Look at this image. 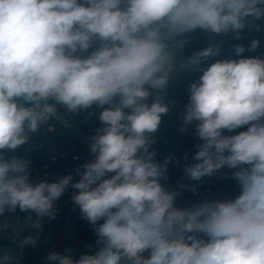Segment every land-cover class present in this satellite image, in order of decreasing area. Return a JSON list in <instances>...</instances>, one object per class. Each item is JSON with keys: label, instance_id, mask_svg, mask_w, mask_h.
Instances as JSON below:
<instances>
[{"label": "clouds", "instance_id": "obj_1", "mask_svg": "<svg viewBox=\"0 0 264 264\" xmlns=\"http://www.w3.org/2000/svg\"><path fill=\"white\" fill-rule=\"evenodd\" d=\"M261 18L264 0H0V216L35 213L24 223L38 232L71 186L100 247L78 260L71 249L52 252V264H264V57L211 64L190 85L182 115L181 131L196 122L201 141L185 176L200 181L226 166L240 190L235 199L177 207L182 190L194 185L166 187L173 158L161 165L150 151L170 111L162 93L185 43L177 37L234 31L239 39ZM94 41L101 47L82 58ZM258 46L254 39L249 50ZM234 51L240 56L245 48ZM218 52L206 47L180 68L197 70ZM94 104L103 127L91 137L94 159L77 169L80 179L30 181L29 160L9 153L57 105L77 114ZM37 240L29 235L19 248ZM13 260L10 250L0 251V264Z\"/></svg>", "mask_w": 264, "mask_h": 264}, {"label": "trees", "instance_id": "obj_2", "mask_svg": "<svg viewBox=\"0 0 264 264\" xmlns=\"http://www.w3.org/2000/svg\"><path fill=\"white\" fill-rule=\"evenodd\" d=\"M177 39L185 41L183 47L177 50L188 58L206 47L211 46L219 49L218 54L210 56L201 63L200 68L203 74L204 70L217 61L264 57V18L252 22L241 30L239 39H236L234 31H229L226 34H215L210 31L202 33L199 30L184 34ZM254 39L259 40V46L252 51L249 50V46ZM236 44L245 48V52L240 56L235 54L234 46ZM170 46L175 48L174 43ZM197 81L184 82L180 85H167L163 90V99L170 104V111L167 116L162 118L160 129L156 133V142L152 144L150 151L157 153L155 160L161 165L164 164L166 158H173L167 164L166 180L161 181L166 187L180 183L210 184L215 189H219L217 198L220 200L235 199L240 194V190L236 180L231 183L227 182L225 175L228 168L226 166L212 176L204 177L195 182L190 181L183 172L184 165L193 162L191 157L196 151V145L201 142L195 134L196 122L189 126L187 132L181 131L182 115L190 95L189 87ZM104 107L109 106L105 105ZM100 111L101 109L99 110L95 104L90 107V112L98 115L97 124L101 123L98 119ZM56 113L67 118L70 115V112L60 105H57ZM47 123L54 125L53 131H45V125L42 124L38 132L29 134L28 143L21 146L15 153H9V155H18L29 160V179L33 182L39 180L58 182L61 173L76 172L77 164H80L83 171V165L92 162L94 159V155L90 152V144L64 125L57 117H52ZM249 126L245 125L232 132L225 130L224 134L236 135L241 131H246ZM85 129L90 139L97 134L90 130V125L85 126ZM72 145L76 147L79 161H74L71 153H65L66 149ZM63 153H65L64 156H62ZM185 154H187L188 160L184 159ZM111 175L113 174H108L107 178H110ZM79 178L78 176L76 180H73V183L77 182ZM68 188L73 189L71 186ZM200 203L202 200L199 196L190 190H182V194L176 199V206L181 208ZM54 207L58 209L55 218L45 217L38 232L31 227V224L25 226L24 223V217L28 215H31L32 219L35 220L37 218L35 213H22L17 210L15 213L6 212L0 216V251L10 250L13 253V264H52L46 260L49 254L52 252L65 254L68 249H71L73 259L78 260L82 254H91L98 250L100 245L96 243L95 229L87 220L82 218L79 208L69 210V207L57 201ZM29 235H38L37 244L20 249L18 241ZM204 238L206 239V237ZM90 245L91 247H89Z\"/></svg>", "mask_w": 264, "mask_h": 264}, {"label": "built area", "instance_id": "obj_3", "mask_svg": "<svg viewBox=\"0 0 264 264\" xmlns=\"http://www.w3.org/2000/svg\"><path fill=\"white\" fill-rule=\"evenodd\" d=\"M100 47H101V42L94 41L93 46L87 52L82 54V58H86L88 55L91 54V52L98 50ZM78 54H80V53H78ZM98 109L100 110L99 107H98ZM69 114L70 115L68 118L63 116V115H60L59 113H55L52 117H57L62 123H64V125H66L68 128L75 131L79 136H81L85 140V142L90 144L91 139L88 137V133L85 129V126L90 125V130L93 133H97V129L103 127L102 123L97 124V116L98 115L91 113L90 108L83 110L77 114H74V113H69ZM98 114H100V113H98ZM44 125H45V128H44L45 131H53L54 130L53 124H49L46 122ZM65 153H71L73 156V160L79 161V156L76 152L75 145L68 147L66 149ZM65 153H63L62 156H64ZM77 169L82 171L80 164H77ZM232 171L233 170L228 168V171L225 175L227 182H230V183L235 180L232 177ZM69 174H71L73 176V180H76L78 178L77 171L76 172L61 173V177L69 175ZM46 177H48V175H46ZM194 188H195V191H193V193L197 194L199 196V198L202 200V202L205 200H220L219 198H217V195L219 194L218 193L219 189H215L210 184L194 185ZM69 191H75L77 194L79 190L77 191V190H74L71 188H67L66 192H68V194L64 193L57 200V202H60V203L64 204L65 206L69 207L70 208L69 210H75L79 207L74 204V202L72 200L73 195H71L69 193Z\"/></svg>", "mask_w": 264, "mask_h": 264}, {"label": "rangeland", "instance_id": "obj_4", "mask_svg": "<svg viewBox=\"0 0 264 264\" xmlns=\"http://www.w3.org/2000/svg\"><path fill=\"white\" fill-rule=\"evenodd\" d=\"M188 59L181 51L176 50V61L173 70L169 74L168 85H180L184 82H191L193 80H199V77L202 76L201 68L197 70L181 69L180 64L186 62ZM201 65V64H200ZM68 194V192L65 191ZM71 195L76 194L75 191H69Z\"/></svg>", "mask_w": 264, "mask_h": 264}, {"label": "water", "instance_id": "obj_5", "mask_svg": "<svg viewBox=\"0 0 264 264\" xmlns=\"http://www.w3.org/2000/svg\"><path fill=\"white\" fill-rule=\"evenodd\" d=\"M22 238V236L20 237V239Z\"/></svg>", "mask_w": 264, "mask_h": 264}]
</instances>
